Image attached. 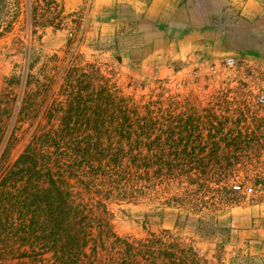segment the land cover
Instances as JSON below:
<instances>
[{
  "label": "rangeland",
  "instance_id": "1",
  "mask_svg": "<svg viewBox=\"0 0 264 264\" xmlns=\"http://www.w3.org/2000/svg\"><path fill=\"white\" fill-rule=\"evenodd\" d=\"M6 1L0 13V73L6 71L0 77V264H26L27 259L21 258L25 249L45 254L46 262L37 259V264H151L150 255L156 250L148 249L149 240L159 239L152 234L169 236L159 229L165 207L178 210L181 229L188 214H199L193 212L198 208L208 207V213L222 199L239 202L256 194L260 185L254 182L261 179L245 172L242 165L234 178L219 185L210 176L199 177L185 168L183 155L196 158L201 153L193 145L196 136L190 133V147L171 145L164 131L179 116L195 118L211 112L220 119L217 126L224 123L221 137L237 132L264 135V127H257L264 123V105L256 101L258 94H264V62L245 57L238 40L229 53L224 49L156 79L133 80L126 72L117 76L114 57L108 61L96 57L87 80L92 81L93 93L107 96L108 104L97 114L86 108L85 113L57 117L52 112L56 108L52 88H41L38 98L28 99L22 108L26 94L37 90V83L28 84L31 76L36 74L38 81L47 83L48 74L41 71L42 65L35 66L37 51L28 50L25 1ZM28 21L29 30L39 24ZM228 56L235 57L237 65L228 66ZM6 75H15L13 86ZM140 127H149L150 132ZM172 141L180 142L179 136ZM53 181L66 196L67 206L83 211L77 230L85 225L88 236L79 248L63 249L64 240L41 234V224L50 223L44 197L56 196ZM230 187L236 192H228ZM228 207L214 212L226 214ZM175 214L176 210L171 212V218ZM31 220L37 228L27 236ZM202 221L205 234L227 222L218 218L215 225L210 214ZM171 231L172 241L180 237V232Z\"/></svg>",
  "mask_w": 264,
  "mask_h": 264
},
{
  "label": "crops",
  "instance_id": "2",
  "mask_svg": "<svg viewBox=\"0 0 264 264\" xmlns=\"http://www.w3.org/2000/svg\"><path fill=\"white\" fill-rule=\"evenodd\" d=\"M24 1L28 50L37 51L39 58L35 66L42 65L41 71L48 75L47 83L38 81L36 74L31 76L32 81L30 79L28 84L37 83V90L26 94L23 109L27 100L37 99L41 88L45 87L53 89L56 108L52 112L57 117L61 113L74 114V111L85 113L86 108L97 114L108 104V98L93 93L94 86L87 78L92 62L99 56L107 57L104 58L107 61L114 57L117 76H124L126 72L133 80L169 76L175 67L204 61L224 49L229 53L236 49V40L245 57L253 58L259 64L264 62V0ZM29 18L39 22L31 26L32 34ZM9 60L12 64V59ZM5 72L0 73V77ZM6 77L13 86L15 75ZM119 114H123L122 110ZM192 115L179 116L175 124L164 129L171 145L190 147L189 141L193 140L190 133L196 136L193 145L201 153H196V158L183 155L181 161L185 162L182 165L194 170L199 177L210 176L218 185L234 178L240 169L238 166L242 165L245 172L251 171L256 179H261L254 182L260 187L253 197L244 201L224 202L222 199L215 208L208 209L211 211L208 213H205L208 207L191 209L202 215L199 217L189 211L191 214L181 229L178 210L165 207L159 229L169 236L173 235L171 229H174L177 235L180 232V237L172 241L169 236L168 240L152 234L159 239L149 240L148 249L156 250L150 255L151 264L160 261L163 264H264V135L237 132L221 137L224 123L217 126L213 113L195 118ZM228 120L224 118V122ZM257 127L263 128L264 123H258ZM140 129L146 134L150 132L149 127ZM205 131L209 132L208 137L203 136ZM177 135L180 142L172 141ZM207 147H211L210 150L206 151ZM249 164H252L251 170H247ZM229 191L236 192L231 187ZM224 205L229 206L228 212L216 215L214 210L223 211ZM175 210L176 214L171 218V212ZM208 214L214 217L215 225L218 218L227 222L217 227L216 232L205 234L201 223ZM36 226L31 220L28 226L31 231L26 235L35 232ZM41 226L44 229L41 234H47L43 223ZM42 237L40 235L45 243ZM23 253L21 258L27 259L26 264H37V259L46 262L45 254L28 249ZM52 256L54 258V253Z\"/></svg>",
  "mask_w": 264,
  "mask_h": 264
},
{
  "label": "trees",
  "instance_id": "3",
  "mask_svg": "<svg viewBox=\"0 0 264 264\" xmlns=\"http://www.w3.org/2000/svg\"><path fill=\"white\" fill-rule=\"evenodd\" d=\"M8 2L6 0H0V13L1 9L5 6H7ZM2 33H0V36ZM26 157V153L22 154L21 157L18 160V163H21L24 158ZM26 162V161H25ZM28 163H30L28 161ZM30 167L27 166V170H29ZM47 175L50 176L51 173L49 171H46ZM53 180V179H52ZM51 181V180H50ZM54 186L55 182L53 181ZM56 189V196L53 198L49 194H45L44 199L47 201L49 210L48 213L51 218H49V224L46 227L45 230H48V237H52L54 241L58 240H64L61 247L63 249H71V248H79L81 247V242L85 240V238L88 236L86 229V226H82V230L78 231V222L77 219L83 212L78 207H68L67 206V199L64 193L58 188L54 187ZM231 194V192H230ZM235 197H231V200H235ZM83 214V213H82ZM84 229V230H83ZM83 245V244H82ZM130 251V249H128Z\"/></svg>",
  "mask_w": 264,
  "mask_h": 264
},
{
  "label": "built area",
  "instance_id": "4",
  "mask_svg": "<svg viewBox=\"0 0 264 264\" xmlns=\"http://www.w3.org/2000/svg\"><path fill=\"white\" fill-rule=\"evenodd\" d=\"M225 63L228 66H230V67H233V66L237 65L236 58L232 57V56H228L225 59ZM256 101H257L258 104L264 105V94L263 93L258 94L257 97H256ZM235 187H238V186H235Z\"/></svg>",
  "mask_w": 264,
  "mask_h": 264
}]
</instances>
